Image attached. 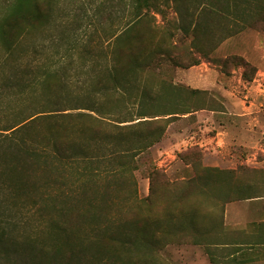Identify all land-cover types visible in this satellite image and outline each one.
Here are the masks:
<instances>
[{
	"label": "trees",
	"instance_id": "obj_1",
	"mask_svg": "<svg viewBox=\"0 0 264 264\" xmlns=\"http://www.w3.org/2000/svg\"><path fill=\"white\" fill-rule=\"evenodd\" d=\"M96 1L122 21H58L55 0L0 9V264H170V244L226 245L225 204L264 193V167L206 166L197 147L179 154L190 178L148 160L145 198L135 174L170 123L214 109L199 98L207 90L169 81L165 66L210 61L227 38L264 33V0ZM49 45L65 52L22 66L27 50ZM241 251L211 261L248 264Z\"/></svg>",
	"mask_w": 264,
	"mask_h": 264
},
{
	"label": "rangeland",
	"instance_id": "obj_2",
	"mask_svg": "<svg viewBox=\"0 0 264 264\" xmlns=\"http://www.w3.org/2000/svg\"><path fill=\"white\" fill-rule=\"evenodd\" d=\"M6 1L9 0H0V9L3 5H6ZM55 2H58V6L55 7L53 16L58 21L72 23L82 21L86 23L88 16H94L97 12L99 13L96 16L107 20L108 24L111 22L115 24L114 26H117L122 21V15L112 14L111 7H108L107 4H101L100 1L55 0ZM85 11H87V14ZM26 44H28V40ZM64 52V49L50 45L45 51L36 55L30 54L28 56L27 50L23 54L22 66L28 65L31 58L36 59L38 62L37 59L45 60L47 57L55 56L53 59L56 60L57 54ZM1 54L2 50L0 48V56ZM241 59L248 61L249 65L244 67L237 63V61L241 62ZM244 71L248 78H244ZM260 71L264 72V33L252 29L244 30L221 42L213 53L212 59L210 61L202 59L197 67H194V65L190 67L165 66L163 75L167 77L166 79L176 84L181 82L190 87L192 86V88L197 87L207 90L199 98L204 100L203 102L209 107L221 111V113L213 114L205 109L187 117H178L170 123L162 141L142 154L140 168L135 172L140 198H145L150 191V178L147 175L148 160H152L172 179L192 177L195 174L194 167L179 156L180 153L190 148L197 147L202 150V164L206 166H219L224 169H232L238 165L253 167L233 159L234 153L239 156L242 155L243 158L248 153L246 149L235 151L233 143H231L234 138L233 134L230 135L231 140L228 151H218L217 139H213L211 143L210 140L218 129H228L231 134L233 127L243 125L245 128L250 129L255 126L258 130L255 135L256 142L264 143V131L260 129L261 127L250 123L249 120H245V122H242L243 124H240L238 116L235 114L241 98L250 99L253 95H264V74ZM151 82L159 84V80H152ZM255 115L260 117L262 126H264V107L255 112ZM245 139L248 142L251 138L249 139L246 135ZM256 156L257 159L263 160L264 152L260 150ZM218 162H221V164L218 165ZM259 182L260 192H264V177ZM219 238L223 242L224 236L221 233H219ZM222 244L210 245L209 249L205 244H170L163 251V254L170 264H213L211 261L212 256L219 260L232 257L236 247H243L245 251L235 253L234 256L248 257L250 259L248 264H264V247Z\"/></svg>",
	"mask_w": 264,
	"mask_h": 264
},
{
	"label": "crops",
	"instance_id": "obj_3",
	"mask_svg": "<svg viewBox=\"0 0 264 264\" xmlns=\"http://www.w3.org/2000/svg\"><path fill=\"white\" fill-rule=\"evenodd\" d=\"M194 67H197V65H194ZM260 72L264 74L263 71ZM179 83L184 84L181 82ZM263 105L264 95H253L250 99L241 98V100L239 101V105L237 106V111L235 113L238 116V122H240V124H243L242 122H245V120H249L250 123L258 125L259 127H261L260 129L264 131V126H262L260 117L258 115H255V112L264 107ZM208 111L212 112L213 114L217 112L221 113V111H218L216 109ZM232 130L233 132L230 134L228 129H218L212 139H209L210 143L213 141V139H217L216 143L218 145V151H228L231 140L230 135L233 134L234 138L232 139L231 143H233L235 151L246 149L248 152L244 158L242 155L239 156L234 153L233 159L239 160V162H241L242 164H247L255 168L264 167V159H257L256 156L258 151L261 150L264 152V143H257L255 139V135L258 132L257 128L253 126V128L250 129L245 128V126L243 125H239L233 127ZM246 135L247 137H249V139L251 138L248 142L245 139ZM220 164L221 162H218V165ZM262 176H264V172L262 173ZM220 226H222L220 229V233L222 236H224L223 242H225L226 245L257 246L263 248L264 193H260L259 195L250 198L227 202L225 204L223 221Z\"/></svg>",
	"mask_w": 264,
	"mask_h": 264
}]
</instances>
